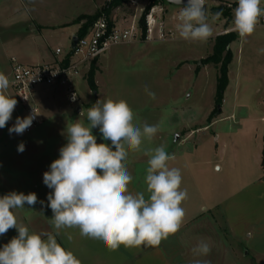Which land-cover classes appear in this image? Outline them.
<instances>
[{"label": "rangeland", "instance_id": "374dc122", "mask_svg": "<svg viewBox=\"0 0 264 264\" xmlns=\"http://www.w3.org/2000/svg\"><path fill=\"white\" fill-rule=\"evenodd\" d=\"M29 10H37L46 19H69L80 12H91L94 3L99 7L105 0H19ZM149 0H139L136 16ZM166 12L174 13L180 6L158 0ZM8 4V3H6ZM208 23L213 34L206 41L174 39L143 41L111 46L94 61L85 65L74 79L83 114L65 100L62 88L38 86L34 102L42 118L29 134L9 133L16 118L25 111L17 102L16 112L8 124L0 129V196L10 192L35 193L37 203L29 208L13 210L18 225L29 228L35 217L44 225L53 226V213L47 196L52 191L43 183V174L59 158L66 145L67 124L80 121L85 125L87 110L97 102L125 100L135 113L138 126L159 125L160 131L151 140H144L135 165V180H143L139 192L146 190L145 175L149 150L164 146L175 159L169 167L179 168L182 189L188 198L182 202L185 210L180 230L170 235L164 246L170 251V264H264V26H256L254 33L241 38L238 32L229 48L228 84L221 104L214 99L217 65H201L200 60L212 51L214 37L224 27L234 25V6L231 17L213 19L212 8H228L230 4L206 0ZM9 8L17 6L14 0ZM135 5L124 2L111 9L110 15L120 23L132 20ZM175 20H169V27ZM69 50L70 41L62 42ZM36 61L31 56L28 61ZM93 62V64H92ZM196 67L198 70H196ZM94 69L96 90L91 89L87 77ZM43 88V91L42 89ZM148 91L155 93L150 98ZM48 89L52 103L45 96ZM43 92V93H42ZM219 106V110H218ZM212 113L211 123L208 116ZM206 126V127H205ZM205 127V128H204ZM92 133L97 143H107L99 128ZM177 135V138H175ZM23 142L25 150L18 151ZM113 150H115L113 148ZM129 162H126V164ZM18 235L15 228L0 236V249ZM204 240L211 252L196 256L192 249ZM172 242L171 247L168 243ZM167 244V245H166ZM155 264H160L155 259Z\"/></svg>", "mask_w": 264, "mask_h": 264}, {"label": "clouds", "instance_id": "9594fccd", "mask_svg": "<svg viewBox=\"0 0 264 264\" xmlns=\"http://www.w3.org/2000/svg\"><path fill=\"white\" fill-rule=\"evenodd\" d=\"M180 6L177 31L180 38L191 41H206L213 30L208 23L206 0H172ZM234 9V27L243 39L251 36L264 7L261 0H237ZM222 12L213 13V19ZM264 52V49H260ZM8 77L0 72V129L12 118L17 105L6 90ZM146 92L155 99V93ZM75 99V96H73ZM33 114L17 117L9 133L23 134L36 117ZM135 113L127 101L97 100L87 110L85 125L80 121L67 124V143L59 151V158L44 172L43 183L52 191L47 196L48 207L53 216L51 222L56 235L65 228H78L80 235L101 241L109 251L141 246L158 247L170 235L176 234L183 225L185 210L182 202L188 198L187 189H182V174L179 168L169 167L175 155L166 152L164 146L149 150L146 168V190L132 194L129 184L133 177L127 168L130 151H139L144 140L151 141L160 131L159 125L134 123ZM99 128L107 143H97L92 129ZM113 148L115 150H113ZM21 142L18 151L23 152ZM35 193L10 192L0 196V236L15 228L18 235L0 249V264H81L74 253L57 242L51 232H30L18 225L15 209L29 208L37 203ZM71 239V236L68 237ZM196 256L211 252L209 243L201 240L192 249ZM194 264H201L196 260Z\"/></svg>", "mask_w": 264, "mask_h": 264}, {"label": "crops", "instance_id": "0c3cea01", "mask_svg": "<svg viewBox=\"0 0 264 264\" xmlns=\"http://www.w3.org/2000/svg\"><path fill=\"white\" fill-rule=\"evenodd\" d=\"M10 1L0 0V72L4 73L8 78L11 73L10 58L12 57L26 65L51 63L60 58L61 56L55 55V49L62 48L63 52H67L68 50L64 49L62 42L68 39L71 43L72 38L76 36L81 24L84 22V20L77 22L76 18L80 15L94 14L100 8L98 3H94L91 12H80L69 19L53 20L52 17L46 19L41 16L35 9H27L19 0H14L17 6L10 9ZM217 1L226 4L237 2V0ZM261 7H264V0L261 1ZM29 56L36 61H28ZM40 89L43 91V88ZM44 91V95L47 96L50 102L56 101L54 93L51 96L48 89ZM6 94L10 98L17 100L10 87L6 90ZM70 106L75 108L79 115L83 114L82 106ZM15 112L16 107L13 113ZM38 114L40 118L39 123H41L42 118L39 110ZM261 119L264 123V115ZM139 158V155H128L127 162L129 163H127V168L133 177L132 182L129 184V192L132 194L139 192V187L141 188V182L143 181L135 180L136 167L133 162L137 163ZM33 219L29 223L30 232H51L53 235H56L54 227L39 222L38 216ZM69 236H71V239L68 238ZM56 239L66 250L72 251L80 259L81 264H155V259H158L160 264H170V251L164 246V242L168 238L163 240L158 247L141 246L139 248H126L121 245L116 251H109L101 241L81 236L78 228L62 229L60 230V234L56 235ZM171 245L172 242L168 243V247H171Z\"/></svg>", "mask_w": 264, "mask_h": 264}, {"label": "built area", "instance_id": "2783aa9c", "mask_svg": "<svg viewBox=\"0 0 264 264\" xmlns=\"http://www.w3.org/2000/svg\"><path fill=\"white\" fill-rule=\"evenodd\" d=\"M113 0H105L99 8V14L86 32L76 37V42L70 45L67 52L62 48L55 49V55L61 56L51 63H37L26 65L18 62L15 58H10L11 73L9 76L10 88L14 92L18 102L23 106L25 117L37 114L32 125L25 130L23 134H29L40 122L38 108L34 102V94L38 86L44 85L52 88H62L65 100L70 105H75L79 101L74 79L80 73V70L89 64L92 60L103 54L111 46L131 43L140 37L143 41L174 39L179 36L177 31L178 13H168L160 3L150 4L146 12L145 8L149 5L139 8L140 15L136 16V10L139 0H123L135 5V13L132 20L127 23H120L114 20L106 13V9ZM144 14L145 35H142V26L139 19ZM175 20V23L169 27L168 21ZM257 26H264V17L260 18ZM237 32L234 25L224 27L218 34ZM72 43V41H71ZM75 96V99H73Z\"/></svg>", "mask_w": 264, "mask_h": 264}, {"label": "trees", "instance_id": "16d2710c", "mask_svg": "<svg viewBox=\"0 0 264 264\" xmlns=\"http://www.w3.org/2000/svg\"><path fill=\"white\" fill-rule=\"evenodd\" d=\"M158 0H149V5L145 8L146 12L150 6V4L157 2ZM262 1V0H261ZM122 3H124L123 0H113L109 7L105 10L107 14L110 13L111 9L120 6ZM231 7L228 8H212V13L216 12H222V16L227 17L230 19L231 17V9L238 5V2H233L230 4ZM99 14V11L95 12L91 15H80L76 18V21L79 22L81 20H84L83 24H81L77 36L83 35L87 28L92 24V22L96 19L97 15ZM144 14L139 19L140 25L142 26V35L141 37H144L145 35V29H144ZM236 39V34L234 32H229L226 34H218L214 37V43L212 45V51L211 53L206 56L205 58L200 60L201 65L206 64H214L217 65L218 68V74L216 78V87H215V94L214 99L216 104H221L223 100V93L224 90L228 84V65L231 61V50L229 48L230 43ZM94 61V60H92ZM93 64V62H92ZM196 70L198 68L196 67ZM87 83L91 87V89L96 90V85L94 81V69H91L89 72V75L87 77ZM211 117L212 113L208 116V121L211 123ZM262 166L264 167V143H263V149H262Z\"/></svg>", "mask_w": 264, "mask_h": 264}, {"label": "water", "instance_id": "95a60500", "mask_svg": "<svg viewBox=\"0 0 264 264\" xmlns=\"http://www.w3.org/2000/svg\"><path fill=\"white\" fill-rule=\"evenodd\" d=\"M163 1H166V2H168L170 4L177 5L176 3L172 2V0H163ZM187 3H188V0H183V4L181 6H186ZM206 8H207V5H206ZM75 42H76V37H73L71 45H73ZM218 110H219V106H218ZM175 138H177V135H175Z\"/></svg>", "mask_w": 264, "mask_h": 264}]
</instances>
